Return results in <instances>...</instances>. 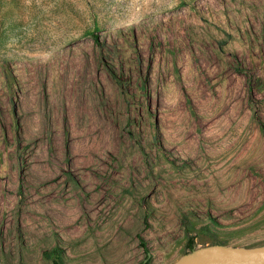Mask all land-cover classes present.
Masks as SVG:
<instances>
[{
  "label": "rangeland",
  "instance_id": "374dc122",
  "mask_svg": "<svg viewBox=\"0 0 264 264\" xmlns=\"http://www.w3.org/2000/svg\"><path fill=\"white\" fill-rule=\"evenodd\" d=\"M263 127L264 0H0V264L264 245Z\"/></svg>",
  "mask_w": 264,
  "mask_h": 264
},
{
  "label": "water",
  "instance_id": "95a60500",
  "mask_svg": "<svg viewBox=\"0 0 264 264\" xmlns=\"http://www.w3.org/2000/svg\"><path fill=\"white\" fill-rule=\"evenodd\" d=\"M144 264H264V245L199 247L183 256Z\"/></svg>",
  "mask_w": 264,
  "mask_h": 264
},
{
  "label": "trees",
  "instance_id": "16d2710c",
  "mask_svg": "<svg viewBox=\"0 0 264 264\" xmlns=\"http://www.w3.org/2000/svg\"><path fill=\"white\" fill-rule=\"evenodd\" d=\"M263 130H264V127H263ZM143 245L145 246V243L143 242ZM189 248L190 250H194L195 249V243L194 242H191L190 245H189Z\"/></svg>",
  "mask_w": 264,
  "mask_h": 264
}]
</instances>
